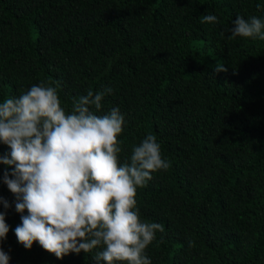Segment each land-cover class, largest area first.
Returning <instances> with one entry per match:
<instances>
[{"label": "trees", "instance_id": "obj_1", "mask_svg": "<svg viewBox=\"0 0 264 264\" xmlns=\"http://www.w3.org/2000/svg\"><path fill=\"white\" fill-rule=\"evenodd\" d=\"M237 16L264 20V0H0V102L43 83L70 112L111 87L96 114L124 116L121 163L156 136L170 167L136 195L164 228L151 264H264V41L229 40ZM217 62L228 71L213 74ZM11 170L0 164L9 264H96L99 249L57 259L17 242Z\"/></svg>", "mask_w": 264, "mask_h": 264}, {"label": "clouds", "instance_id": "obj_2", "mask_svg": "<svg viewBox=\"0 0 264 264\" xmlns=\"http://www.w3.org/2000/svg\"><path fill=\"white\" fill-rule=\"evenodd\" d=\"M202 22L218 20L208 14ZM232 23L229 40L264 41V20L237 16ZM227 71L219 62L213 67V74ZM112 92L111 87L89 90L73 100L70 112L57 88L43 83L0 102V144L10 149L0 155V164L12 169L3 173L2 182L15 197L21 223L14 233L26 250L37 243L63 259L99 249L93 257L96 264H151L146 249L164 228L141 219L137 189L153 173L166 171L170 161L163 158L156 136L147 134L121 163L124 116L118 107L96 114ZM0 205L10 207L2 196ZM8 231L5 212L0 211V245ZM9 260L0 246V264Z\"/></svg>", "mask_w": 264, "mask_h": 264}]
</instances>
